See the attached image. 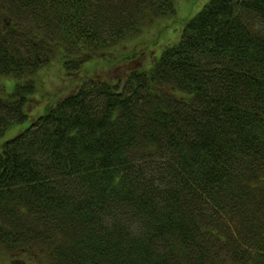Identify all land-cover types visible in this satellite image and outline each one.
<instances>
[{"label": "trees", "instance_id": "obj_1", "mask_svg": "<svg viewBox=\"0 0 264 264\" xmlns=\"http://www.w3.org/2000/svg\"><path fill=\"white\" fill-rule=\"evenodd\" d=\"M172 9L0 0V253L14 264H264V0H209L148 68L82 76ZM57 60L77 84L37 112L36 75Z\"/></svg>", "mask_w": 264, "mask_h": 264}, {"label": "rangeland", "instance_id": "obj_2", "mask_svg": "<svg viewBox=\"0 0 264 264\" xmlns=\"http://www.w3.org/2000/svg\"><path fill=\"white\" fill-rule=\"evenodd\" d=\"M208 1L173 0V9L167 11L166 15L150 17L142 30L133 37L99 52L97 56L85 62L82 76L105 74L106 77L117 80L137 67L148 68L165 46L179 39L186 20L196 14ZM36 78L37 81L41 79L43 83L34 96L37 112L43 110L45 108L43 106L49 101L66 95L77 84L76 79L71 77L58 60L40 70ZM0 264L14 263L0 253Z\"/></svg>", "mask_w": 264, "mask_h": 264}]
</instances>
